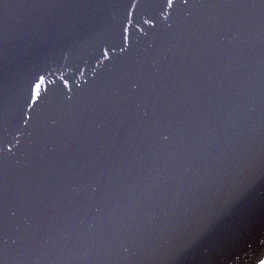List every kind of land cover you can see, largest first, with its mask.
I'll return each instance as SVG.
<instances>
[{
    "label": "water",
    "instance_id": "1",
    "mask_svg": "<svg viewBox=\"0 0 264 264\" xmlns=\"http://www.w3.org/2000/svg\"><path fill=\"white\" fill-rule=\"evenodd\" d=\"M264 262V0H0V264Z\"/></svg>",
    "mask_w": 264,
    "mask_h": 264
},
{
    "label": "flooded vegetation",
    "instance_id": "2",
    "mask_svg": "<svg viewBox=\"0 0 264 264\" xmlns=\"http://www.w3.org/2000/svg\"><path fill=\"white\" fill-rule=\"evenodd\" d=\"M261 264H264V262H263V263H261Z\"/></svg>",
    "mask_w": 264,
    "mask_h": 264
},
{
    "label": "bare ground",
    "instance_id": "3",
    "mask_svg": "<svg viewBox=\"0 0 264 264\" xmlns=\"http://www.w3.org/2000/svg\"><path fill=\"white\" fill-rule=\"evenodd\" d=\"M263 263V262H262Z\"/></svg>",
    "mask_w": 264,
    "mask_h": 264
}]
</instances>
